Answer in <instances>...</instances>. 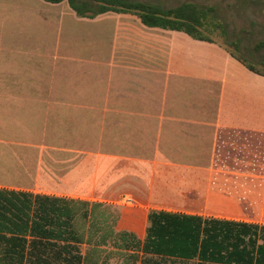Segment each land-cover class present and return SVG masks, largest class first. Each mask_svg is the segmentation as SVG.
Wrapping results in <instances>:
<instances>
[{
    "label": "crops",
    "instance_id": "0c3cea01",
    "mask_svg": "<svg viewBox=\"0 0 264 264\" xmlns=\"http://www.w3.org/2000/svg\"><path fill=\"white\" fill-rule=\"evenodd\" d=\"M221 51L223 60L200 49L177 60L150 58L153 72L194 62L197 72L182 104L151 89L112 96L114 102L106 95L100 106L90 97L65 106L151 114L152 128H164L167 122V127L183 130V160H201L192 156L189 139L200 148L206 137L201 130L208 129L205 165L176 164L156 153L114 156L108 185L101 192L91 184L87 188L93 189L83 190L78 184L93 174L90 164L71 165L68 159L63 171L61 159L52 168H61L56 174L48 167L52 162L44 145L0 135V264H264V74ZM47 171L57 183L47 180L52 178ZM122 181L133 182L134 188H125ZM121 194L134 199L118 200ZM37 195L87 202L83 228L73 234L31 233ZM22 201L29 207V219L27 231L18 232L13 203ZM92 221L101 231L91 232ZM81 223L77 217L75 224ZM116 233L129 234L128 241L121 246Z\"/></svg>",
    "mask_w": 264,
    "mask_h": 264
},
{
    "label": "rangeland",
    "instance_id": "374dc122",
    "mask_svg": "<svg viewBox=\"0 0 264 264\" xmlns=\"http://www.w3.org/2000/svg\"><path fill=\"white\" fill-rule=\"evenodd\" d=\"M139 1L163 8L184 2L211 7L207 27L214 43L145 28L131 15L79 18L66 1L0 0V135L44 145L46 159L52 162L48 167L56 174L61 168H52L61 159L62 168L68 159L70 164H90L93 174L78 184L83 190L93 189L87 188L91 184L101 192L106 187L103 184L108 185L114 156L150 157L156 153L160 159L176 164L205 165L210 130H201L206 137L200 148L189 139L192 156H201V160H183V130L167 127V122L160 130L152 128L155 122L151 114L87 112L81 107L65 106L85 101L86 97L100 106L106 95L114 102L117 100L112 96L150 93L151 89L160 98L168 93L172 96L170 102L179 105L192 89L196 65L167 66L168 70L153 72L148 67L150 58L177 60L199 49L221 60L222 49L232 52L264 74V45H260L264 42V0ZM207 63L213 65L214 61ZM143 98L149 97L145 94ZM68 149L71 155L64 154ZM84 154L89 157L82 158ZM51 173V180H47L55 184L58 179ZM121 184L134 188L130 181ZM126 199L134 198L131 194L118 198Z\"/></svg>",
    "mask_w": 264,
    "mask_h": 264
},
{
    "label": "trees",
    "instance_id": "16d2710c",
    "mask_svg": "<svg viewBox=\"0 0 264 264\" xmlns=\"http://www.w3.org/2000/svg\"><path fill=\"white\" fill-rule=\"evenodd\" d=\"M44 1L52 4L66 1L69 8L79 18L93 19L99 15L107 13L116 15H132L147 28H156L164 31L181 33L193 40L213 43V40L208 34L211 30L207 27L213 9L211 7L204 8L191 2H184L175 7L163 8L158 4L139 0ZM260 45H264V42H260ZM230 54L242 63L248 70L262 74L253 66L249 65L242 57L237 56L232 52H230ZM8 146L9 145L4 147L8 150ZM37 151H39L38 148ZM69 151L71 150L68 149L64 154L71 155V152ZM72 164H74V161L71 165ZM62 169L65 171L66 168L63 167ZM34 199L35 209L33 210L31 218V233L42 234L56 232L62 234H73L79 232V229L83 228V220L87 217V202L66 198L49 197L45 195L34 196ZM60 203L61 206L59 205ZM95 206V204L92 205L91 212L94 210ZM13 207L15 209V230L18 232L27 231L29 207L26 204V201H22L19 204L13 203ZM77 217L82 220V223L79 226L75 224V219ZM90 228L92 229L91 232H94L97 228V226H93V221L90 224ZM96 231H101V229ZM115 236L120 238V245L122 246L125 241H128V239L125 240V236L129 237L130 235L127 233H116Z\"/></svg>",
    "mask_w": 264,
    "mask_h": 264
},
{
    "label": "built area",
    "instance_id": "2783aa9c",
    "mask_svg": "<svg viewBox=\"0 0 264 264\" xmlns=\"http://www.w3.org/2000/svg\"><path fill=\"white\" fill-rule=\"evenodd\" d=\"M128 201V199H126Z\"/></svg>",
    "mask_w": 264,
    "mask_h": 264
}]
</instances>
